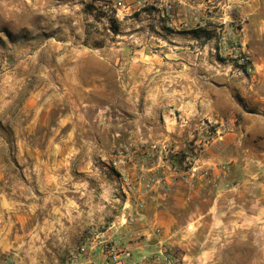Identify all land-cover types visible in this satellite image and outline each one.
<instances>
[{
  "label": "crops",
  "instance_id": "crops-1",
  "mask_svg": "<svg viewBox=\"0 0 264 264\" xmlns=\"http://www.w3.org/2000/svg\"><path fill=\"white\" fill-rule=\"evenodd\" d=\"M30 1L11 0L0 5L4 18L7 8L16 7L17 11L8 12L9 19L20 17L23 28L48 37L37 42L32 57L25 62L27 69L19 74L24 80L34 78L39 82L18 109L35 114L19 116L21 121L14 126L20 132L27 130L29 137L40 128L42 140L40 147L27 151L32 140L19 136L18 143L23 145L19 155L35 161L34 167L24 168L35 181L27 191L23 190L26 185H21L17 195L4 192L0 198V264H9L12 257L17 264H64L74 254L79 255L74 264H115L98 245L99 240L119 242L122 251L117 264L129 261L128 252L137 264H164L156 258L163 246L178 249L181 264H228L222 263L221 256L233 241L248 238L251 230L264 241V106L251 111L240 104L232 87L236 79L227 71L219 76L210 69L203 75L200 66L208 58L195 39L162 43L168 48L164 55L152 52L153 43H121L115 46L118 50L135 46L129 47V56L104 48L106 55L97 59L96 70L75 71L72 51L58 54L55 32L59 23L71 26L79 0H64L59 10L56 0ZM123 3L115 14L123 27L135 21L132 13L147 3L151 9H160L164 22L176 25L177 30H190L180 27L187 17L184 6L177 4L168 10L162 0ZM58 11L66 16L59 22ZM245 11L248 22L241 44L255 70L243 77L250 80V86L243 84L241 91L245 94L252 88L251 93L264 100V0H249ZM143 16L150 19L156 15ZM135 31L129 35H136ZM62 42L67 47L68 40ZM205 47L209 51L215 45L205 43ZM175 69L187 83L174 88L155 87V81L168 80ZM119 75L129 79V88L107 86L106 81ZM83 79L103 83L97 88L81 83V93L75 99L74 80ZM57 80L65 81L58 102ZM219 80L227 83L222 86ZM111 93L119 98L112 113L108 111L110 104L99 102L100 95ZM128 95L139 97V102L125 105L122 97ZM157 96L161 98L155 101ZM169 96H180L177 104ZM13 103L11 95L7 101L3 98L5 110ZM207 119L224 132L207 145L200 163H231L237 184L214 189L190 188L176 182L168 195L158 192L139 214L133 228L143 237L127 239L123 244L118 229H128L121 224L136 211V200L119 193V173L116 175L107 165L124 162L128 174L137 176L151 146L168 142L176 151L186 150ZM83 244L87 251L80 254Z\"/></svg>",
  "mask_w": 264,
  "mask_h": 264
},
{
  "label": "rangeland",
  "instance_id": "rangeland-1",
  "mask_svg": "<svg viewBox=\"0 0 264 264\" xmlns=\"http://www.w3.org/2000/svg\"><path fill=\"white\" fill-rule=\"evenodd\" d=\"M6 1L9 3L11 0H0V5H3ZM12 1L15 2L17 0ZM56 1L58 10L62 9L65 1ZM30 2L32 3L33 0ZM77 3L79 4V7L73 9V21L71 26L66 28L64 24L59 23L57 31L55 32V37L59 46L57 50L58 54H65V52L70 53L72 51L75 71L86 72L96 70L99 66L97 65V59L106 55L104 54V48H107L105 49L107 51H120L123 52L122 55L129 56V47L131 46L132 48H135V46L133 44H127L128 46L124 50H118L115 46L120 45L121 43H153L152 52L164 55L168 48L163 46L162 43H188V39H195L194 43H200V50L203 52V56L208 58L207 62L200 66V72H202L203 75L209 73L208 71L210 69L211 71H216L219 76L227 71L230 75L235 77L234 79H236L235 81L237 84H233L232 87L235 92V98L240 104L244 105L251 111H258L264 106V100H262L261 97H258L256 93H251V91H253L252 88L250 92H247L246 89L245 94L243 93L244 91H241V86H244L243 84L249 85L250 80L243 78L245 76H236L233 74L231 58L219 49L220 46L217 39L215 25L212 24L210 28H201L207 32H202L199 36H196L192 33L196 28L190 30L187 29L188 31L177 30L176 25L172 26L164 22V18L161 16L162 14H159V8L151 9L150 4L142 3V9L136 10L132 13V17L135 18V21L129 22L123 27L121 22L115 16L117 8L122 6L117 4V0H79ZM105 4H108L106 8H104ZM10 10L17 11L16 7L12 9L7 8L6 14L4 13L6 15L5 18L3 13H0V198L4 192L9 194L16 192L17 195L18 186L21 185H26V188L23 190L27 191L28 185L33 184L35 181L34 175L26 172L24 169L28 166L34 167L35 161L25 160L19 155L23 150V145L18 143V139L19 136H22L29 141L32 140L28 143L30 145L25 150H34L33 148L35 146H41L39 145V141L42 140V130L38 128L36 133L33 134L34 136L32 135L29 137V135L25 134L27 133V130L22 129L23 132H20L14 125L21 121L19 116L24 114V117L29 118L35 114V112L29 113V111L21 113L18 109L26 103L27 96L35 88L34 84L39 81L34 80V78L24 80V78H20L19 74L27 69L25 62L32 57L33 50L38 44L37 42L44 38H48L47 36L45 37L43 32L36 33L34 30L30 31L23 28L20 23V17H16L14 20L12 19L13 21L9 19L7 15ZM61 11H58L57 13L58 22L66 18L65 14ZM153 13L156 16H151L150 19H146L143 16L145 14L152 15ZM157 14H159V17H157ZM180 27L182 28V26ZM135 29V32H137L136 35L130 36L129 32ZM30 40L36 41V43H29ZM65 40H68L67 47H65V44H63L64 42H62ZM205 43H214L215 47L208 51L205 47ZM110 46L113 48L108 49ZM211 57L213 60H209ZM87 58H90V62L87 61ZM177 70L178 69L172 70L168 80H164L163 82L161 80L155 81V87L157 84H160V86L166 88H174L181 86V83H187L185 78H180L181 75L175 73L178 72ZM64 82L65 81L63 80H57V86L55 87L58 94L57 97L55 96L57 102L61 99V92L64 91ZM129 82V79L123 78L122 75L116 80L106 81L107 86L111 88H129L131 86ZM81 83H92L97 88L98 86H101L103 81L88 79H83L81 81L74 80L73 93L75 99H77L79 93H81ZM218 83L223 86L227 81L224 83L219 80ZM9 95L14 99V103L11 104V106L6 105L5 110L3 108V98L4 101H7ZM100 97V104H110L108 111L112 113L114 111L113 105L115 101L117 102V100H119V98L113 93L106 94L105 96L100 95ZM178 97L180 96H169L174 104H177L175 100L178 99ZM160 98L161 97L157 96L154 97V100L156 101ZM139 99V97H131L128 95L122 97V102L125 105H130L135 103V101L139 102ZM141 99L143 100L144 97H141ZM91 109L97 110V108ZM204 121H208V119ZM204 121L202 130H200L199 134L194 135L193 137H203L207 134V128ZM192 143L193 142L191 141L186 147L190 148ZM170 146L173 149V152L169 154L170 161L179 166H185V150L179 149L176 151L173 144H170ZM177 157L183 158V162L179 163ZM116 163L117 164L111 161L107 165V168L116 173V175L119 173L118 177L120 183L118 187H120L123 179V169H121V163ZM119 193L122 195L120 190ZM16 227L17 225L15 228ZM174 251L178 254L180 252L178 249H175ZM0 258L2 257L0 256ZM5 260H8V258ZM221 260L222 263L228 262V264L230 261L232 264H264V241L258 238V233L251 230L249 231L248 238L233 241L232 245L228 246L221 256ZM8 262L9 264H17V260L14 257Z\"/></svg>",
  "mask_w": 264,
  "mask_h": 264
},
{
  "label": "built area",
  "instance_id": "built-area-1",
  "mask_svg": "<svg viewBox=\"0 0 264 264\" xmlns=\"http://www.w3.org/2000/svg\"><path fill=\"white\" fill-rule=\"evenodd\" d=\"M145 0H138L141 4ZM168 10L174 9L179 4L185 7L187 17L181 25L185 29L210 28L215 25L219 49L231 58L232 72L236 76H249L255 70L254 63L249 53L243 49L242 34L248 22V14L245 4L249 0H162ZM118 5H123V0H117ZM207 134L203 137H194L191 147L185 150V166H179L170 161L169 154L173 152L168 142L155 144L145 152V160L141 164L137 176H130L121 162L122 183L119 190L125 197L134 196L136 211L130 212L121 226H129L127 230L118 229L123 237L122 243L134 237L142 238L143 235L133 228L139 214L151 200L155 199L158 192L168 195L176 182L182 181L190 188H233L237 181L233 177L231 163H214L204 165L200 163V156L213 139L224 132L223 129L214 128L212 120L204 121ZM117 164L116 162H114ZM91 232V230H89ZM126 238V239H125ZM122 240V239H121ZM98 241V240H97ZM98 245L104 249L107 257L115 264L121 261V248L115 240L98 241ZM87 246L83 244L79 253H86ZM129 261L126 264H137L130 252L127 253ZM78 254L71 255L64 264H74L78 260ZM164 264H181L182 257L171 248L161 247L156 257Z\"/></svg>",
  "mask_w": 264,
  "mask_h": 264
},
{
  "label": "trees",
  "instance_id": "trees-1",
  "mask_svg": "<svg viewBox=\"0 0 264 264\" xmlns=\"http://www.w3.org/2000/svg\"><path fill=\"white\" fill-rule=\"evenodd\" d=\"M202 32H207V31H205V30H203V29H201V28H198V29H195V30L192 31V33H194L196 36H199ZM183 156L185 157L184 154H183ZM183 156H182V157H183ZM184 157H183V158H184ZM177 158H178V157H177ZM177 158H176V159H177ZM183 158H178V162H179V163L183 162Z\"/></svg>",
  "mask_w": 264,
  "mask_h": 264
}]
</instances>
